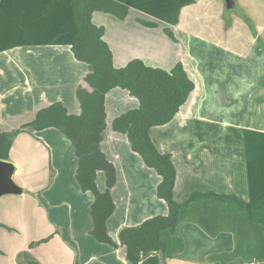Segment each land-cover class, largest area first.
Instances as JSON below:
<instances>
[{"label":"crops","instance_id":"0c3cea01","mask_svg":"<svg viewBox=\"0 0 264 264\" xmlns=\"http://www.w3.org/2000/svg\"><path fill=\"white\" fill-rule=\"evenodd\" d=\"M117 1L129 8L125 18L92 14L113 64L138 58L169 70L181 63L194 82L173 119L150 129L175 166V199L228 195H200L180 208L175 227L160 233L167 263L264 262V200L251 209L237 201L264 191V0ZM77 33L71 0H0V133L54 102L80 112L76 89L85 85L88 65L71 51ZM137 106L126 89L106 93L100 147L116 172L106 222L116 242L121 228L168 213L156 193L160 175L112 127ZM8 155L15 188L0 192V264H26L22 251L39 264H133L124 245L90 234L93 195L81 190L75 147L58 128L26 127ZM96 184L106 189L103 171Z\"/></svg>","mask_w":264,"mask_h":264},{"label":"trees","instance_id":"16d2710c","mask_svg":"<svg viewBox=\"0 0 264 264\" xmlns=\"http://www.w3.org/2000/svg\"><path fill=\"white\" fill-rule=\"evenodd\" d=\"M78 33L71 45L76 59L88 65L84 76L85 85L76 89L80 112L69 113L61 102H54L37 111L35 117L11 131L0 133V159L8 160L9 149L14 137L26 127L40 130L46 127L58 128L74 145L78 165L75 177L82 191L93 195L90 214L93 226L90 234L101 242L113 246L124 245L127 258L133 264H167L166 245L160 237L163 229L174 228L177 224L180 208L188 201L200 195L227 197L226 194L207 192L194 193L186 202H179L174 197L176 169L168 153L160 152L155 146L150 129L153 126L169 122L187 100L194 88L181 63L166 70L146 65L141 59L130 60L125 66L113 64V54L103 38L104 27L92 21L95 11H104L125 18L128 6L117 0H71ZM146 25L153 22L141 21ZM165 32L173 36L168 28ZM113 87L126 89L138 99V106L128 109L114 118V130L126 134L131 149L138 153L144 164L154 169L161 177L157 185V196L168 207L165 215H154L134 226H125L118 233L116 242L107 232V218L114 209L111 188L116 181L114 165L101 150L100 142L106 126L105 96ZM98 171L106 177V189L100 191L96 184ZM264 200V191L252 200L237 201L251 209ZM255 219V218H254ZM48 237L32 242L30 245L44 242ZM25 256L26 264H39L27 251L19 252L18 257Z\"/></svg>","mask_w":264,"mask_h":264},{"label":"water","instance_id":"95a60500","mask_svg":"<svg viewBox=\"0 0 264 264\" xmlns=\"http://www.w3.org/2000/svg\"><path fill=\"white\" fill-rule=\"evenodd\" d=\"M10 169V163L0 159V192L11 189L13 190L15 188L13 185H11V181L9 179ZM160 264H163L162 259Z\"/></svg>","mask_w":264,"mask_h":264},{"label":"built area","instance_id":"2783aa9c","mask_svg":"<svg viewBox=\"0 0 264 264\" xmlns=\"http://www.w3.org/2000/svg\"><path fill=\"white\" fill-rule=\"evenodd\" d=\"M167 264H180V263H178L176 261H170ZM249 264H264V262H254V263H249Z\"/></svg>","mask_w":264,"mask_h":264}]
</instances>
